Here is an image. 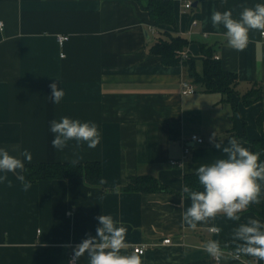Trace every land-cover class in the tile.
Instances as JSON below:
<instances>
[{
  "label": "crops",
  "instance_id": "0c3cea01",
  "mask_svg": "<svg viewBox=\"0 0 264 264\" xmlns=\"http://www.w3.org/2000/svg\"><path fill=\"white\" fill-rule=\"evenodd\" d=\"M169 1L173 26L154 24L149 0H0V148L24 164L25 149L31 163L70 162L76 141L58 151L50 131L51 120L67 116L97 125L100 143L94 149L82 144L80 163L101 166V186L76 177L41 180L25 191L16 173H7L11 186L0 183V264H67L75 246L96 235L99 215L127 229L129 246L121 254H132L136 245L147 249L143 264H264L238 255L240 242L233 239L249 218L264 223V196L241 211L239 221L220 213L196 229L182 222L191 205L184 176L224 155L210 142L213 133L225 146L243 135L247 140H238L251 151L249 141L260 139L261 114L264 124V38L252 30L248 45L237 51L211 15L232 10L238 19L241 5L264 0ZM59 34L68 37L62 46ZM172 37L186 41L179 50L186 58L166 65L151 47ZM204 51L235 74L230 101L225 93L204 92L192 77L203 75ZM183 81L193 85V94H181ZM54 82L64 91L59 104L50 100ZM254 89L259 100L244 104L242 96ZM135 176L152 177L164 190L124 191ZM165 238L169 244L161 242ZM211 240L220 243L217 261L204 250ZM77 264H88L87 256Z\"/></svg>",
  "mask_w": 264,
  "mask_h": 264
},
{
  "label": "clouds",
  "instance_id": "9594fccd",
  "mask_svg": "<svg viewBox=\"0 0 264 264\" xmlns=\"http://www.w3.org/2000/svg\"><path fill=\"white\" fill-rule=\"evenodd\" d=\"M241 9L238 19L233 17L232 10H213L211 15L213 27L222 25L226 29L228 45L237 51L244 50L250 42V31L257 30L264 34V4L241 5ZM50 88L51 102L59 104L64 96L63 88H58L55 82L50 84ZM50 131L54 134L51 146L58 151L67 148L69 141H76L70 161L74 167L83 159L80 154L83 151L82 144L86 143L88 148L94 149L100 143V133L94 122L82 123L65 116L59 121L51 120ZM215 137L213 133L210 142L224 155L211 164H202L195 169L203 190L193 191L187 186L183 187L191 205L182 213V222L191 229H196L198 223L215 219L220 213L230 220L239 221V213L253 204H261V197L264 196V161L260 159L261 153L250 151L235 137L228 141L227 146L216 142ZM20 156L31 163L32 154L29 150H23ZM23 171V160L0 148V173H3L0 183L7 182L11 186L7 173H16V179L23 183V189L27 191L31 184L21 174ZM96 219L99 222L96 235H88L75 246L70 264H77L85 255L88 264H143L140 254H121L122 249L129 246L124 226H118L111 215H99ZM213 230L217 234L220 232L219 228ZM233 239L240 242L236 246L238 255L264 261V223L259 219L249 218L246 223L240 224L234 230ZM204 250L215 259L222 255L220 243L216 240L206 242Z\"/></svg>",
  "mask_w": 264,
  "mask_h": 264
},
{
  "label": "trees",
  "instance_id": "16d2710c",
  "mask_svg": "<svg viewBox=\"0 0 264 264\" xmlns=\"http://www.w3.org/2000/svg\"><path fill=\"white\" fill-rule=\"evenodd\" d=\"M146 11L155 25H174L172 4L169 0H149ZM185 44L186 41L178 37H172L169 41L159 40L151 47V52L160 56L164 64L174 65L180 61L176 56V52L181 50ZM191 75L200 84L204 92L225 93L227 94L226 101H230L228 94L234 88L236 76L232 72L224 71L219 62L211 58L208 51H204L203 75L200 77L195 76V74ZM259 98V90L254 89L242 96V101L244 104L249 105L259 100ZM257 124L261 132L260 139L249 141V143L251 144V151L260 152V159L264 161V124L262 114L257 119ZM236 138L247 140L243 135ZM24 165L25 171L21 174L25 176L26 181L30 182V184L41 180H66L80 177L89 186H101V166L98 162H79L75 167L70 162H41ZM183 182L184 186L193 191L203 190L195 174L184 176ZM123 190L126 192L155 193L164 190V188L160 187L152 177L135 176L128 178ZM248 208L252 209L251 206ZM261 215L264 217V207Z\"/></svg>",
  "mask_w": 264,
  "mask_h": 264
},
{
  "label": "built area",
  "instance_id": "2783aa9c",
  "mask_svg": "<svg viewBox=\"0 0 264 264\" xmlns=\"http://www.w3.org/2000/svg\"><path fill=\"white\" fill-rule=\"evenodd\" d=\"M184 7L187 8V9L191 8V3L190 2H186L184 4ZM2 25H3L2 22H0V29L2 28ZM260 36L262 38H264V34H261L260 33ZM55 39H56L57 43L60 46H62L63 43L65 41H67L68 37L66 35L59 34V35H56ZM177 55H178V58L181 59V60L186 58V53L184 51H178L177 52ZM217 58H218L217 56L214 57V59H217ZM193 93H194V87H193V85L191 83L187 82V81H183L181 83V94L182 95H190V94H193ZM194 137L196 139H194ZM190 140L191 141H194V142H197V143H202L203 142L202 138H200L197 135H191L190 136ZM187 151H188V149L187 148H184V153H186ZM179 162L180 161L173 160V161H171V164L172 165H179ZM209 231L212 232L213 229L210 228ZM161 242L163 244H169L170 243V239L169 238H165ZM131 250H132V252H135V253L140 254V255H143L147 251V249L144 246H138V245L133 246ZM236 256L238 257V255H236ZM72 257H73V253H71L69 255L67 264H70V261L72 260ZM215 260L217 261L218 259H215Z\"/></svg>",
  "mask_w": 264,
  "mask_h": 264
},
{
  "label": "rangeland",
  "instance_id": "374dc122",
  "mask_svg": "<svg viewBox=\"0 0 264 264\" xmlns=\"http://www.w3.org/2000/svg\"><path fill=\"white\" fill-rule=\"evenodd\" d=\"M232 92V91H231Z\"/></svg>",
  "mask_w": 264,
  "mask_h": 264
}]
</instances>
